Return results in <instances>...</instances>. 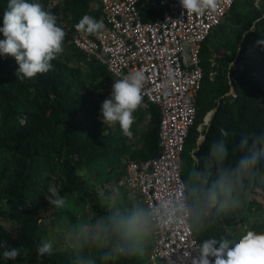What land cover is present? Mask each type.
<instances>
[{"label": "trees", "instance_id": "obj_1", "mask_svg": "<svg viewBox=\"0 0 264 264\" xmlns=\"http://www.w3.org/2000/svg\"><path fill=\"white\" fill-rule=\"evenodd\" d=\"M172 1L156 0L164 4L160 13ZM27 2L39 3L55 15L57 26L62 20L75 28L84 15L102 20L100 0ZM8 3L0 0V27ZM0 39H4L2 33ZM261 40L264 0H235L201 43L202 81L182 157L187 155L190 169L210 172V181L215 178V165L206 158L213 142L223 139L227 161L234 163L241 155L237 146L243 136L264 134V44L257 43ZM63 48L51 61V70L23 81L17 79L15 58L0 56V242L21 250L15 260H6L0 247V264H92L93 258L96 264H149L153 234L145 241L143 254L115 260L102 261L97 249H81L80 244H53L51 255L37 256V247L48 240L42 229L47 219L60 218L75 227L78 222H94L116 210L144 207L141 196L134 201L118 181L127 160H147L159 153L158 107L151 104L146 111L133 113L131 138L123 135L118 123L104 125L101 105L110 96L101 89L112 87L116 79L70 42H64ZM209 111H213L210 120L203 124ZM258 169L264 173V161ZM93 173L100 184H116L113 205L92 189ZM181 175L187 196L189 172L183 170L182 161ZM50 185L67 200L64 209L48 204ZM110 192L112 188L104 187L102 194L105 197ZM244 196L239 208L221 207L217 202L208 209L204 230L192 228L199 245L209 238L236 241L248 230L264 233V184L257 183Z\"/></svg>", "mask_w": 264, "mask_h": 264}, {"label": "built area", "instance_id": "obj_2", "mask_svg": "<svg viewBox=\"0 0 264 264\" xmlns=\"http://www.w3.org/2000/svg\"><path fill=\"white\" fill-rule=\"evenodd\" d=\"M234 1L217 0L215 8L189 15L179 0L163 13L164 4L156 0H100L106 26L101 33L77 31L62 20L59 24L66 32L65 42L104 65L116 80L143 71V100L135 112L151 104L158 107L159 153L147 160H127L118 181L130 195H140L144 207L154 209L153 220L159 226L153 232L149 264H191L198 255L191 222L181 220L179 213L168 216L166 210L186 196L181 161L202 81L200 46ZM101 90L111 95L112 87Z\"/></svg>", "mask_w": 264, "mask_h": 264}, {"label": "clouds", "instance_id": "obj_3", "mask_svg": "<svg viewBox=\"0 0 264 264\" xmlns=\"http://www.w3.org/2000/svg\"><path fill=\"white\" fill-rule=\"evenodd\" d=\"M179 3L187 14L199 15L206 9L215 8L217 0H179ZM105 27L103 20L89 15H84L75 25L77 31L90 35L101 33ZM0 33L4 37L0 39V56L15 58L19 65L16 76L21 81L51 70V61L64 51L66 32L57 26L55 15L44 10L39 3L9 0ZM257 43L264 44V40ZM145 83L143 71L131 72L114 81L110 98L101 105L102 123H118L123 135L131 138L133 113L142 105ZM237 147L241 155L231 163L227 161L225 141L213 142L206 159L215 165V178L210 181V172L192 167L187 196L182 195L173 208L166 210V215L179 213L181 220L191 221L190 227L200 232L206 226L208 209L217 202L229 209L241 207L245 191L257 183L264 184V173L258 169V164L264 161V134L243 136ZM48 193V204L56 209L66 207L67 200L55 185L48 187ZM153 215L154 209L137 205L126 212L113 211L94 222H78L75 228L82 241L81 249H97L102 261L143 254L145 241L159 226ZM0 247L4 248L2 255L6 260H15L21 252L6 242H0ZM195 251L198 255L191 259V264H264V233L248 230L236 241L223 237L205 239ZM52 252L53 243L50 240L42 241L37 247L38 258ZM80 259L83 260L82 257ZM92 264H96L94 258Z\"/></svg>", "mask_w": 264, "mask_h": 264}, {"label": "rangeland", "instance_id": "obj_4", "mask_svg": "<svg viewBox=\"0 0 264 264\" xmlns=\"http://www.w3.org/2000/svg\"><path fill=\"white\" fill-rule=\"evenodd\" d=\"M106 97H108V94L106 95ZM190 165H191V161L187 158V155L184 153L182 157V166H183V170L186 173L189 172ZM90 182L94 183V187L92 189L97 194L101 195L102 200L105 201L106 199L110 206L115 203L118 189L115 186L116 184L113 181L109 183H105V184H100L96 180L95 174L93 173L91 174ZM104 187L112 188V192H110L109 195L105 197L102 194ZM132 198L134 199V201L135 200L137 201L139 199L138 197H132ZM261 204L264 206V201H262ZM253 217H258V215H253L252 218ZM54 219L55 220L47 219L45 223L42 225V229L47 235L48 240L52 241L53 244H59V245H64V246L75 247L78 244L81 245L82 241L77 234L76 228L74 227V223L72 222L69 223L67 220L62 221L60 220V218H54ZM52 221H55V223H53ZM82 253H85V252H82Z\"/></svg>", "mask_w": 264, "mask_h": 264}, {"label": "water", "instance_id": "obj_5", "mask_svg": "<svg viewBox=\"0 0 264 264\" xmlns=\"http://www.w3.org/2000/svg\"><path fill=\"white\" fill-rule=\"evenodd\" d=\"M213 113V111H209L206 115H205V117H204V119H203V124H208V121L210 120V117H211V114ZM201 138V137H200Z\"/></svg>", "mask_w": 264, "mask_h": 264}, {"label": "crops", "instance_id": "obj_6", "mask_svg": "<svg viewBox=\"0 0 264 264\" xmlns=\"http://www.w3.org/2000/svg\"><path fill=\"white\" fill-rule=\"evenodd\" d=\"M68 25H69V24H68ZM106 94H108V93H106ZM108 95H109V94H108ZM109 96H111V95H109ZM123 175H124V174H123ZM123 175H122V176H123ZM136 196H137V195H135V197H136ZM131 197H134V195H131Z\"/></svg>", "mask_w": 264, "mask_h": 264}]
</instances>
